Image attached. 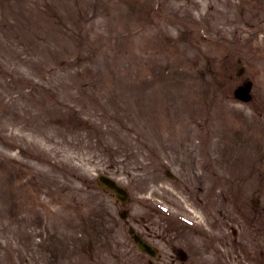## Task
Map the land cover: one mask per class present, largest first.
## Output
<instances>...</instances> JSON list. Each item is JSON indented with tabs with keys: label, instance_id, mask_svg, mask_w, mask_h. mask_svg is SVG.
Returning a JSON list of instances; mask_svg holds the SVG:
<instances>
[{
	"label": "rangeland",
	"instance_id": "obj_1",
	"mask_svg": "<svg viewBox=\"0 0 264 264\" xmlns=\"http://www.w3.org/2000/svg\"><path fill=\"white\" fill-rule=\"evenodd\" d=\"M263 217L264 0H0V264H150L138 218L153 264H264Z\"/></svg>",
	"mask_w": 264,
	"mask_h": 264
},
{
	"label": "water",
	"instance_id": "obj_2",
	"mask_svg": "<svg viewBox=\"0 0 264 264\" xmlns=\"http://www.w3.org/2000/svg\"><path fill=\"white\" fill-rule=\"evenodd\" d=\"M250 89H251V83H247L244 87H241L237 90V96L244 100H249L250 99V95H249ZM98 182L101 186L115 191L118 198L121 201H125L128 198L127 191L112 178L106 175H101L98 179ZM135 240L143 251H146L152 255L156 254V251L151 247V245L145 242L143 239H141L140 236L135 235Z\"/></svg>",
	"mask_w": 264,
	"mask_h": 264
}]
</instances>
